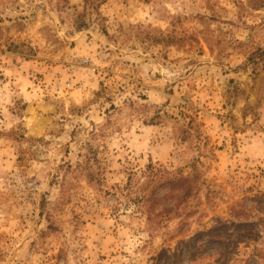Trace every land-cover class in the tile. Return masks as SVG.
<instances>
[{
  "label": "rangeland",
  "instance_id": "rangeland-1",
  "mask_svg": "<svg viewBox=\"0 0 264 264\" xmlns=\"http://www.w3.org/2000/svg\"><path fill=\"white\" fill-rule=\"evenodd\" d=\"M0 264H264V0H0Z\"/></svg>",
  "mask_w": 264,
  "mask_h": 264
},
{
  "label": "trees",
  "instance_id": "trees-1",
  "mask_svg": "<svg viewBox=\"0 0 264 264\" xmlns=\"http://www.w3.org/2000/svg\"><path fill=\"white\" fill-rule=\"evenodd\" d=\"M187 182H190L187 178H185V177H169V178H167V179H165L161 184H160V186L159 187H165V186H171L172 188H185V194H184V196H185V198H187V197H189L190 195H191V193H192V191H193V184H189L188 186H186L185 184L187 183ZM153 194H154V190H153V192H152V196H153ZM150 216H152L151 214H150Z\"/></svg>",
  "mask_w": 264,
  "mask_h": 264
}]
</instances>
